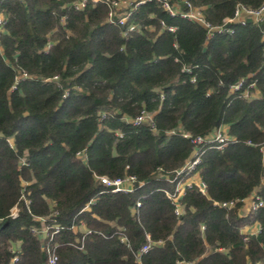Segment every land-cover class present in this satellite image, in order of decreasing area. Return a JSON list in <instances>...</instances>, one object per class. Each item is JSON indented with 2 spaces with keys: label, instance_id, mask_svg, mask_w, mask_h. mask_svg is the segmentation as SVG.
Instances as JSON below:
<instances>
[{
  "label": "trees",
  "instance_id": "1",
  "mask_svg": "<svg viewBox=\"0 0 264 264\" xmlns=\"http://www.w3.org/2000/svg\"><path fill=\"white\" fill-rule=\"evenodd\" d=\"M73 1L0 0V264H44L45 241L31 231L42 224L60 226L52 239L59 264H264V18L207 38L200 24L152 0L129 20L138 29L123 34L104 3L75 10ZM187 1L214 26L238 3L263 2ZM240 79L242 90L254 83L255 97L229 90ZM142 110L154 130L125 120ZM223 125L234 140L204 147L196 170L205 190L186 187L176 216L164 175L192 154L183 133L206 136ZM101 175L137 183L112 192ZM252 194L263 204L241 214ZM225 201L234 207L217 204ZM255 223L258 233L242 232ZM81 227L91 231L82 249L73 245ZM145 234L152 247L137 257Z\"/></svg>",
  "mask_w": 264,
  "mask_h": 264
},
{
  "label": "built area",
  "instance_id": "2",
  "mask_svg": "<svg viewBox=\"0 0 264 264\" xmlns=\"http://www.w3.org/2000/svg\"><path fill=\"white\" fill-rule=\"evenodd\" d=\"M152 0H75L70 3V6L75 10H82L89 2L92 4L96 3H104L107 8V22L113 23L119 26L124 27L123 34L133 32L138 29V26L130 22V18L132 14L136 11V9L146 2ZM158 2L161 7L171 16H181L183 18H187L193 22L200 24L202 27L206 29V36L210 38L213 33H223V32H231V29L226 25L228 23H245L247 20H252L255 23L261 22L264 18V0L262 4L256 8H252L243 4H236L233 14L230 17H226L223 20V23L220 25H211L207 22L204 18L202 9L199 7L193 6L187 0H183V4L185 5L184 8H181L180 3H171L170 0H155ZM65 16L61 17V22H64ZM5 19L2 14H0V35L3 31ZM160 25L162 28L174 32L176 30V26L174 25H166L164 21H160ZM51 42H48L45 46L47 49L50 46ZM262 66L264 67V59L262 61ZM186 71H189L188 68H183ZM27 74L22 73L18 76V78L26 77ZM53 79H57V76H54ZM194 79L191 78V81ZM244 80L240 79L234 84L229 85V90L231 92H235L240 90L243 87ZM248 88H254V83H250L246 89H241V95L244 98H253L257 94L251 93ZM104 116V114H102ZM125 120L133 123L134 125L146 123L149 125L152 130H154V123H153V114L142 110L141 113L134 117V118H125ZM173 132V131H171ZM116 134L120 136V133L116 131ZM183 136L190 138V141L193 145V150L190 158L183 164L182 167L177 169L174 173L173 177H169L164 175V178L173 183V190L172 191H165L166 196L169 198L173 205V212L176 216H180L183 212V206L181 204V197L185 192L186 187L191 185H196L201 192L205 190L204 182L199 178L197 173V165L200 162L201 154L204 151L205 146L213 147L218 150H222L227 143L233 141L234 138L227 134V131L222 130V128H218L212 133L206 136H194L191 137L188 133H183ZM10 146L12 147V142L9 141ZM264 154V148L262 149ZM78 155L80 157H84L82 152H79ZM97 179L100 181L104 187L108 188L112 192H130L133 190L136 181V177L134 175H124L123 177L117 178H109L106 175L96 176ZM25 183H23L24 185ZM140 185V183H138ZM21 197L24 198L22 195ZM25 202L28 201L24 198ZM245 199L243 200L244 203ZM218 205L226 208H232L235 205V201H225L217 203ZM263 204V200L258 194H252L250 197V201L248 204V209L255 210ZM140 203L137 202L136 206H139ZM247 209V210H248ZM16 215V207L11 209V216ZM43 222V219H41ZM256 230L254 231H247L243 232L244 234H256L259 231V225L255 223ZM203 228V226H201ZM60 230V226L58 224H52L51 226L41 225L40 227H32L31 231L37 235H39L40 239H43L45 243L42 245V249L46 252V260L44 264H59V257L55 251L56 244L52 243L53 235ZM91 231L89 229L83 228V235L81 238L76 239L73 245L77 248L82 249L84 236L89 234ZM146 242L140 247L137 257L146 252L152 246L150 237L148 234H145ZM120 240L126 243V246H129L127 240L123 235L120 236ZM160 244L161 241H158ZM19 245H13L11 247L12 252L16 253ZM17 259V254H14L11 261H15ZM181 264H193L192 262H181Z\"/></svg>",
  "mask_w": 264,
  "mask_h": 264
},
{
  "label": "crops",
  "instance_id": "3",
  "mask_svg": "<svg viewBox=\"0 0 264 264\" xmlns=\"http://www.w3.org/2000/svg\"><path fill=\"white\" fill-rule=\"evenodd\" d=\"M221 128H222V130H225V131H227V126L226 125H223V126H221ZM252 196V195H251ZM251 196H249V197H247L246 199H245V201H244V204H243V207L245 208V207H247L246 209H248V204H249V201H250V197ZM256 224H253V225H248V226H244L243 228H242V232H247V231H254V230H256ZM82 229L84 228V227H81ZM19 243H17L16 245H18Z\"/></svg>",
  "mask_w": 264,
  "mask_h": 264
},
{
  "label": "rangeland",
  "instance_id": "4",
  "mask_svg": "<svg viewBox=\"0 0 264 264\" xmlns=\"http://www.w3.org/2000/svg\"><path fill=\"white\" fill-rule=\"evenodd\" d=\"M246 208L247 207L244 208L243 206L241 208H239L240 213L242 214L243 212H245L247 210Z\"/></svg>",
  "mask_w": 264,
  "mask_h": 264
}]
</instances>
